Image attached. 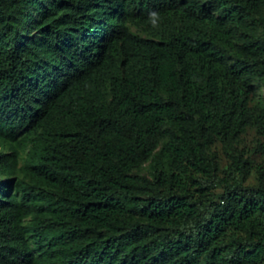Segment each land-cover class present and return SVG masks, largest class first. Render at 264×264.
Listing matches in <instances>:
<instances>
[{
	"label": "trees",
	"instance_id": "1",
	"mask_svg": "<svg viewBox=\"0 0 264 264\" xmlns=\"http://www.w3.org/2000/svg\"><path fill=\"white\" fill-rule=\"evenodd\" d=\"M263 6L0 0V264H264V184L196 155L262 118Z\"/></svg>",
	"mask_w": 264,
	"mask_h": 264
},
{
	"label": "rangeland",
	"instance_id": "2",
	"mask_svg": "<svg viewBox=\"0 0 264 264\" xmlns=\"http://www.w3.org/2000/svg\"><path fill=\"white\" fill-rule=\"evenodd\" d=\"M204 1V0H202ZM261 15L264 16V6L260 9ZM229 27L235 50L233 53L239 54L243 50V42L248 37H264L262 27L259 24H251L247 18L240 23H227ZM130 31L143 36L151 34L141 25L129 23ZM233 59H228L231 62ZM264 75V71L262 73ZM251 106L258 105L262 112V118L251 124H246L237 133H233L223 139H216L208 146H204L196 155L201 156L210 173L217 176H226L230 168L235 169V174L245 186H257L264 184V80L253 78L250 88ZM169 138L168 133L161 137L156 150ZM235 158L240 163L245 162L243 169L236 167ZM149 160L133 168V172L147 174ZM160 165L168 167V161L163 160ZM9 174H0V178H6ZM12 176V174H11ZM210 190L220 192L222 185L216 184Z\"/></svg>",
	"mask_w": 264,
	"mask_h": 264
},
{
	"label": "clouds",
	"instance_id": "3",
	"mask_svg": "<svg viewBox=\"0 0 264 264\" xmlns=\"http://www.w3.org/2000/svg\"><path fill=\"white\" fill-rule=\"evenodd\" d=\"M148 15H149V19L152 20L153 17L157 16V13L155 11H150ZM153 23H155L154 20Z\"/></svg>",
	"mask_w": 264,
	"mask_h": 264
}]
</instances>
